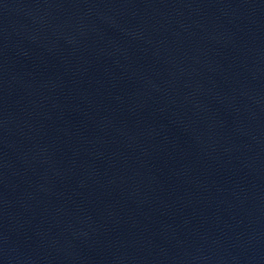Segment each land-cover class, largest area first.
Wrapping results in <instances>:
<instances>
[{
	"label": "water",
	"instance_id": "water-1",
	"mask_svg": "<svg viewBox=\"0 0 264 264\" xmlns=\"http://www.w3.org/2000/svg\"><path fill=\"white\" fill-rule=\"evenodd\" d=\"M0 264H264V0H0Z\"/></svg>",
	"mask_w": 264,
	"mask_h": 264
}]
</instances>
